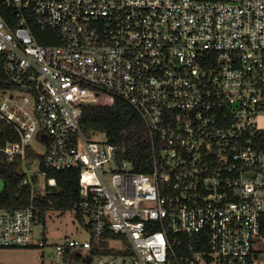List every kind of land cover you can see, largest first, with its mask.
<instances>
[{
	"label": "built area",
	"instance_id": "1",
	"mask_svg": "<svg viewBox=\"0 0 264 264\" xmlns=\"http://www.w3.org/2000/svg\"><path fill=\"white\" fill-rule=\"evenodd\" d=\"M0 6V154L33 192L0 207V248L46 245L35 238V198L56 184L46 168L76 169L72 210L89 237L56 244L58 260L109 231L92 264H264V0ZM33 23L58 42L40 43ZM118 98L150 132L147 171L82 128L84 107Z\"/></svg>",
	"mask_w": 264,
	"mask_h": 264
},
{
	"label": "trees",
	"instance_id": "2",
	"mask_svg": "<svg viewBox=\"0 0 264 264\" xmlns=\"http://www.w3.org/2000/svg\"><path fill=\"white\" fill-rule=\"evenodd\" d=\"M10 8L0 6V12L6 15ZM37 40L42 44L58 42V39H48L49 32L41 29L39 24H32ZM52 33V31H51ZM8 77L2 68L0 58V87L7 86ZM82 128L86 133L95 132L106 135L112 144L121 146L122 157L136 163V169L147 171L152 162V138L139 112L126 101L118 98L112 106H86L82 117ZM47 169V176L54 178V186L47 185L44 195L35 198V203L41 206L42 220L48 209L70 210L80 199L79 171L76 169ZM25 176L19 170L18 161H9L0 154V178L6 183L0 194V207H22L30 203L33 195L31 184L21 186ZM79 219L81 216L78 217ZM113 234L105 232L94 239V246L89 254L80 249L68 248L64 264H92L93 256L106 250Z\"/></svg>",
	"mask_w": 264,
	"mask_h": 264
},
{
	"label": "rangeland",
	"instance_id": "3",
	"mask_svg": "<svg viewBox=\"0 0 264 264\" xmlns=\"http://www.w3.org/2000/svg\"><path fill=\"white\" fill-rule=\"evenodd\" d=\"M98 137L104 139L103 134ZM34 166L29 170L33 173ZM44 226H37L35 238L44 246L3 247L0 248V264H64L56 256V244L65 242L66 237L84 240L89 233L83 227L81 219L70 209H48L43 220ZM118 244V243H116Z\"/></svg>",
	"mask_w": 264,
	"mask_h": 264
},
{
	"label": "water",
	"instance_id": "4",
	"mask_svg": "<svg viewBox=\"0 0 264 264\" xmlns=\"http://www.w3.org/2000/svg\"><path fill=\"white\" fill-rule=\"evenodd\" d=\"M5 185H6L5 181H3V180L0 181V194L3 192Z\"/></svg>",
	"mask_w": 264,
	"mask_h": 264
}]
</instances>
